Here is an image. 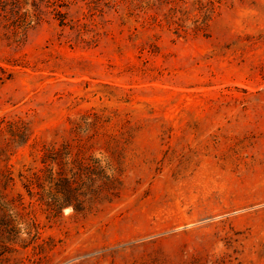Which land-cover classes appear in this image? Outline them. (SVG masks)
Segmentation results:
<instances>
[{
    "label": "rangeland",
    "instance_id": "374dc122",
    "mask_svg": "<svg viewBox=\"0 0 264 264\" xmlns=\"http://www.w3.org/2000/svg\"><path fill=\"white\" fill-rule=\"evenodd\" d=\"M0 264H264V0H0Z\"/></svg>",
    "mask_w": 264,
    "mask_h": 264
},
{
    "label": "trees",
    "instance_id": "16d2710c",
    "mask_svg": "<svg viewBox=\"0 0 264 264\" xmlns=\"http://www.w3.org/2000/svg\"><path fill=\"white\" fill-rule=\"evenodd\" d=\"M10 231H11V229H10V227H5L4 225H1L0 224V235L1 234H10ZM12 232V231H11Z\"/></svg>",
    "mask_w": 264,
    "mask_h": 264
}]
</instances>
